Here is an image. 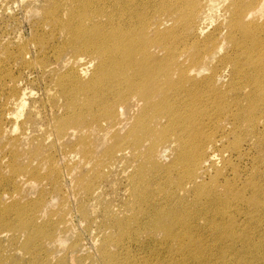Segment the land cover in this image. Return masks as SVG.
I'll list each match as a JSON object with an SVG mask.
<instances>
[{
    "label": "bare ground",
    "instance_id": "obj_1",
    "mask_svg": "<svg viewBox=\"0 0 264 264\" xmlns=\"http://www.w3.org/2000/svg\"><path fill=\"white\" fill-rule=\"evenodd\" d=\"M221 1L222 9L218 7ZM50 2L53 5L44 13V26H50L47 32L63 40L59 58L70 54V59L76 60H65L70 67L66 72L53 64H39L57 77L54 91L48 94L57 96L59 92L65 97L67 113L52 119V127L42 128L40 134H30L25 123L21 130L6 129L5 133L2 129L1 135L7 138L5 147L32 140L56 146L74 143L81 159L69 168L71 172L77 165L82 164V169L93 163L92 170L103 178L121 168L116 176H126L129 181L125 190L129 200L124 205L146 227L161 232L166 243L184 240L177 247V264H264V186L256 180V175L258 180L264 179V0ZM213 21L216 24L211 30ZM94 63V76L85 81L83 70ZM11 89L4 119L15 125L19 116L14 109L25 103L17 87ZM206 116L208 123L215 121L219 135L207 136L206 126L200 122ZM243 135L252 136L246 142L253 145L254 141L257 151L256 170L245 187L248 194L234 187L219 191L216 182L223 169L217 165L231 161L226 160L228 155L239 153L235 148H242ZM235 136L242 143L235 141L234 150H230L228 143ZM185 137L194 140L188 143ZM175 143L177 178L172 177V170L158 164H163L161 160H156ZM21 149L18 148L20 154ZM51 149L45 163L46 177L55 193H59L64 170L68 169L62 171L56 166V151ZM133 151L138 153L140 163L131 172L129 158ZM15 153L18 157V151ZM72 153L67 151L64 157L71 160ZM240 156L245 154L240 152ZM214 170L216 176L207 183L205 175ZM42 173L31 166L15 170L9 179L20 177L33 182L42 178ZM161 173L163 179L159 178ZM84 176L75 178L77 181L72 177L76 186H82L80 200L87 202L91 196L92 201H100L103 186L93 183L95 177L91 173ZM22 194L2 199L0 195V207L16 197L25 199ZM43 196L39 198L43 201L34 203L38 206L36 217L29 215L30 207L24 209L28 203L9 213L19 220V225H11L15 228L9 230L27 235V251L48 250L45 242L59 241V235L47 232V226L33 229L41 204L46 202ZM68 215L65 212L61 222L65 233L70 229ZM118 216L115 212L108 215L104 225L122 229L124 219ZM240 217H244L242 223ZM51 220L48 214L47 222L52 224ZM245 223L246 227L240 228ZM204 229L212 241L195 231ZM8 233L0 230V238ZM110 235L100 248L99 259L106 264H129L116 259L124 253H111ZM256 238L262 240L256 242ZM230 253L234 254L231 261ZM169 260L165 258L162 263Z\"/></svg>",
    "mask_w": 264,
    "mask_h": 264
},
{
    "label": "rangeland",
    "instance_id": "obj_2",
    "mask_svg": "<svg viewBox=\"0 0 264 264\" xmlns=\"http://www.w3.org/2000/svg\"><path fill=\"white\" fill-rule=\"evenodd\" d=\"M51 3L50 0H0V131L3 129L5 133L7 130L11 131L15 128L21 130L25 123V127L30 134H40L42 128L48 129L52 127L49 124L52 119H56L67 113V99L60 95L59 92L57 96H55L56 94H48L50 90L54 91L52 86H56L55 79L57 77L49 74L46 69H41L39 64V62H41V65L46 66L53 64L60 68L61 71L66 72L70 67H67L69 64L65 65V60L67 62L76 60V58L70 59V54L59 58L63 40L59 35L55 36L53 33L47 32L50 26H44V13L53 5ZM222 5L221 1L218 7L222 9ZM215 24V21L210 23L211 30L215 28ZM83 58L89 59L87 56H83ZM96 66V63L93 65L89 64V67L83 70L85 81L93 78ZM75 68L76 70L79 68L78 63L75 65ZM13 86H16L19 93L22 94V99L25 103L21 108L18 105L14 109L15 114L19 116L15 125L7 123L4 119L8 110L6 101L13 92V89H11ZM24 93L26 94L24 95ZM215 106L219 107L216 104ZM226 110H228V107L224 111ZM196 116H199L197 111ZM30 118L34 120L33 123L29 120L27 122V119ZM207 119L208 116L201 117L200 121L206 126L207 136L219 135L220 130L215 127V121L208 123ZM2 135L0 133L1 199L3 197H10L11 195H20L22 192V196L26 198L19 200V197H16L6 202L3 208L0 207V230H7L9 232L0 238V264H106L104 260L99 259V253L106 236L110 234L109 237L113 243L112 249H110L111 253H124L116 257L117 261L122 259L129 264H164L162 263L163 260L168 258L170 262L165 264H177V262H174L180 253L177 247L182 245L184 240L178 241L175 239L173 243L169 241L166 243L164 241L166 237L161 232L146 227L135 217L134 211L129 206L124 205L129 200L125 191L129 181H127L126 176H116L121 168L115 169L112 176L104 174V177L100 178L92 170L93 163L83 166L82 169L80 167L82 164L80 163L81 165H77L78 168L75 166V171H72L74 174H70L72 172L69 168L79 163L81 159L80 149L78 146H74V143L71 146L69 145L70 143L56 146L51 142L43 143L40 140H32L20 143L21 145L9 144L5 147L7 138L6 135L5 137ZM251 137L248 136L246 138L243 135L245 141H243L242 148H235L240 150L239 153L235 152L232 155H228L226 160L231 159V161L227 160L217 165L218 168L223 169V172L218 175L216 182L219 191L234 187L244 189L246 195L248 194V189L245 187L256 170L255 161H257L255 142L253 141V145L246 142ZM185 140L190 143L194 138L185 137ZM228 141L229 139L227 138L226 143ZM235 141L242 143L240 137L235 136L230 138L228 143L230 150H234L233 145ZM20 147H22L21 154L18 150ZM51 147L56 151V166L62 168V171L63 168L68 169L64 170L65 174H63L66 178L64 179L63 176L61 179L62 190L59 193H55L54 188L51 187V181L46 177L48 167L45 163H47L48 154L52 151ZM101 147L103 150V146ZM176 147L177 143L172 146V149L170 147L166 152L162 151L161 158L156 159L157 161H162L163 164L159 162L158 164L163 166V168L165 166L166 169L172 170L173 178L179 177L177 175L179 161L177 160L178 153H176ZM16 151L19 153L18 157L16 156ZM67 151H73L71 160H67L64 157ZM240 152L244 153L245 156L241 157ZM137 154V152L133 151V154L130 155L129 169L131 172L140 163ZM120 165L125 166L123 164ZM31 166L41 169L43 172L42 178L38 180L33 179V182L30 180L22 181L20 177L18 179L16 177L17 181L9 179V176L15 170L29 169ZM79 168L80 170H78ZM106 169L108 171V168ZM69 171L70 173H68ZM88 173H91L95 177L94 184H101L103 186V196L100 201H92L91 196L87 202L80 200L82 199V190L81 192L79 191L82 186L78 184L76 186L75 182L77 180L75 178H78V176H83L84 178V175ZM211 176L213 177L210 178ZM215 176V170L211 171V175H205L207 183ZM72 177L76 180L75 182H73ZM159 178L163 179L164 173H161ZM256 180L259 181L261 186H264V179L258 180L256 175ZM41 181H43L42 184H40ZM15 185H17V188ZM176 189H174V192ZM42 194L44 195L42 199H45L46 202H44L46 204L42 202L41 207L39 206L41 210L37 216L38 222L35 220L37 225L33 226V229L36 230L47 226V232L54 231L55 234L59 235V241L53 242L48 240L45 242V247H49L48 250L45 249L46 251L40 249L27 251L25 248L28 241L27 235L21 231L9 230L15 228L11 227V225H19L18 218H15L16 216H12V214L9 216V213L19 210L20 206L23 207L24 204L28 203V206H24V209L30 207L29 215L36 217L35 211L38 209V206L34 203L41 200L39 198H41ZM109 209L111 211L107 212ZM137 209L140 211V207H137ZM234 210L235 206L231 207V211ZM65 212H68L71 216L69 217V220H71L69 223L70 229L66 230V233L62 231L63 229L61 230V227L65 226L64 223H61L64 220ZM84 212L87 213V217L84 216ZM114 212L119 213L118 217L120 219L121 217L124 219L122 220L124 221L122 229L119 228L120 226L107 228L104 225L108 221H104L105 218L108 215H113ZM47 213L52 217V224L47 222ZM131 218L133 219L129 220ZM243 220L244 217H240V223ZM244 227H246V223L242 226L240 225V228ZM205 230L195 231L202 233V235L204 234L212 241L210 235L204 233ZM261 240L256 238L254 241L259 242ZM211 246L215 247L213 243ZM30 253H33V256ZM36 253H38V257L35 259ZM172 253L177 254L171 256ZM233 259L234 254L230 253L228 260L231 261Z\"/></svg>",
    "mask_w": 264,
    "mask_h": 264
}]
</instances>
